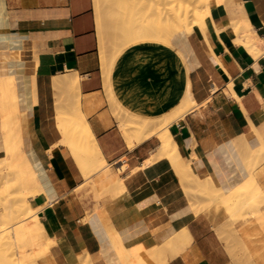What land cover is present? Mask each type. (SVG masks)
I'll return each mask as SVG.
<instances>
[{"label": "crops", "instance_id": "0c3cea01", "mask_svg": "<svg viewBox=\"0 0 264 264\" xmlns=\"http://www.w3.org/2000/svg\"><path fill=\"white\" fill-rule=\"evenodd\" d=\"M97 18L95 0H0V160L35 194L47 238L33 264L87 255L92 264H264V196L246 200L253 182L264 194V0H214L204 28L184 26L170 47L132 44L120 57L101 49ZM236 21L262 40L258 56L237 42ZM186 72L195 106L168 130L180 160L208 181L193 179L190 190L157 157V136L131 149L119 123L126 96L156 121L172 114ZM70 76L105 161L90 178L98 162H79L59 143L66 95L54 79Z\"/></svg>", "mask_w": 264, "mask_h": 264}, {"label": "bare ground", "instance_id": "6f19581e", "mask_svg": "<svg viewBox=\"0 0 264 264\" xmlns=\"http://www.w3.org/2000/svg\"><path fill=\"white\" fill-rule=\"evenodd\" d=\"M99 1L101 2V0H97L98 5H100ZM140 1H144L143 6L145 5V8L141 6L142 4L140 3ZM104 2V6H107V10L105 11L106 8L102 10L107 12V15L106 13L105 15L107 16L106 19L108 18V20L110 21H108V23H111L110 28L112 26L113 29L115 28V31L112 30V32L114 31L115 33L124 34L127 37V40L125 42L123 41L124 43L121 44L118 48V51L115 52L116 57H120L123 53L130 49L129 47H131L132 44L135 45L141 42H152L164 45L165 47H170L171 39L174 35L180 32L184 26H189L192 28L200 27L201 29L204 28L207 18L211 15L212 0H105ZM129 2H131L132 5L134 4L133 6L135 8H137L139 4H141L140 6L142 8L140 6L138 8L145 10V16L143 15L144 18H134L137 15H141L140 11V13L136 12L134 14L130 12L133 14V17L132 15H129L130 13L125 10L126 4H128ZM130 9L132 10V8ZM124 11H126V13L131 16L132 20L135 19V21L132 22L130 20V17L126 15ZM125 16L128 17L127 20L130 21L129 23H125L126 21H122ZM101 17L102 16H99L97 18V22L99 26L98 29H100V47L102 50H104V37H106L107 39V33H109L110 36V32L108 30L107 33L106 31H104L107 35L102 32L103 30H101V27L103 26H101V24L105 23L103 22L105 19H101ZM104 27L106 26L104 25ZM232 27L234 28V32H236L238 35L237 42L241 44L243 43V45L246 46L254 56H258L261 52L260 46L263 42L257 36L255 31L252 30L250 24L244 21H236L233 23ZM113 37L116 38L117 34H115V36ZM113 41L116 40L113 39ZM62 79L63 78H61L60 80L56 78L54 79L56 87L64 90V94L66 95L64 100L59 101L60 110L56 112L55 118L58 132L61 135V140L59 143L62 144L70 152L74 159L79 162H81L82 160L85 161L87 159L96 160L98 162V165L94 167V169H96L97 167L104 165L105 161L101 155L100 149L96 143L91 128L81 111L79 78L77 77L76 79H74L70 76L69 78H65L64 80ZM184 83L185 88L182 101H180L179 105L176 107V109H174V112L172 114H169L168 116L164 117V119L159 121L152 119L148 114L144 115L143 113L134 110L133 107H129L126 96L124 100L122 99V101L124 102V106L126 107L127 118L125 120L120 119V129L129 148L131 149L138 144H141L145 140H148V138L150 139L151 137L157 136L161 142V147L159 149L157 157H168V159L171 160L173 167L177 171V174L179 173V175L181 176V179L183 180L182 182H185L184 186L188 187L190 186L189 184L191 183L192 179H194L195 181L200 179L193 174L191 168L189 167V163H191L190 161H188V164H185L180 160L181 157L179 155L177 145L173 141L168 130V127L173 122L185 117L195 106V101L192 97L190 80L187 72L184 75ZM71 87L74 89V98L76 99V115L73 117H70L68 115L70 100V95L68 94V92ZM113 87V82L111 83L108 77V79L106 80V88L114 97ZM71 98H73L72 95ZM86 176L90 178V171L86 173ZM118 185H120L121 187L120 183H118ZM112 189L113 188H111V190ZM114 190H112V193H115L117 191ZM262 192L263 191H261V194H259L258 197L256 195H253L251 199L254 198L253 201H257L260 196H264V194L262 195ZM25 211L29 214L34 213L31 214V217H33V219L28 223L31 227L32 233L34 235L40 236V238H47V232L44 228V225L36 215V212L33 211L30 203L25 205ZM8 217L9 216L7 214L3 212L0 213V227L2 225L3 229L5 227H3V225L7 224L6 221L8 220ZM2 222L3 224H1Z\"/></svg>", "mask_w": 264, "mask_h": 264}, {"label": "rangeland", "instance_id": "374dc122", "mask_svg": "<svg viewBox=\"0 0 264 264\" xmlns=\"http://www.w3.org/2000/svg\"><path fill=\"white\" fill-rule=\"evenodd\" d=\"M104 1L105 0H101V2L99 1L100 5H98L97 0H95L96 12H97V17L102 16L101 19H105L104 21L103 20L102 21L107 23V24H105V23H102L100 21L102 23L101 26H103V27H101V30H103L102 32L106 31V33H107V30L110 32V36H109V33H107L108 34L107 35L104 32V34L107 35V39H106V37H104L106 53H107V55H109L111 53H113V55H114L115 52L118 51V48L120 47V45L123 44L127 40V37L124 34L115 33L114 32L115 28L113 29L112 25H111L112 27L110 28L111 23L109 24L108 18L106 19L107 12H105V11L107 10V6H104L105 5ZM213 1L214 0H212V2H211V8H212ZM224 1H226V0H224ZM140 3L142 5L139 4V6L140 5L143 6L144 1H140ZM101 4H103V5H101ZM133 5L131 4V2H129L128 4H126L125 10L129 13L132 12L133 14L140 11L141 13L140 12L139 13L142 16L137 15L134 18H139V17L144 18V16H145L144 11L145 10L141 9L142 8L141 6H140L141 8H138L139 6L137 8H135ZM130 8H132V10ZM143 8H145V5L143 6ZM102 9H105V11ZM133 9L135 12L133 11ZM126 11H124V12L126 15H128V13H126ZM105 13H106V15H105ZM132 13H130L129 15H132V17H133ZM99 14H102V15H99ZM103 15H105V16H103ZM125 17L122 21H126L125 23H129L130 21L127 20L128 17L127 16H125ZM129 17H130V20L132 22L135 21V19H133V20L131 19V16H129ZM104 25L106 27H104ZM112 30H114L113 31L114 35H113ZM115 34H117L116 38L113 37V36H115ZM108 37H111V38H108ZM113 39L116 41H113ZM141 43H145V42H141ZM137 44H140V43H137ZM72 78L76 79L77 76L72 77ZM68 94L70 95L68 115L70 117H73L76 115V110H75L76 109V101H75L76 99L74 98V89L72 87L69 89ZM71 95L73 98H71ZM119 103H120V106H119L120 107L119 123H120V119L125 120L127 117H126V107L124 106V102L122 100H120ZM59 110H60V108H59V103H58L57 111H59ZM120 125H121V123H120ZM261 159H263V158H261ZM97 165L90 168L89 171H90L91 175H93L94 173L99 171V169H101L105 164L94 169V167H96ZM197 184L200 187H203V186L207 187L208 181H202L200 179V180H197ZM189 185L190 186H188V187L190 190V189H192L191 188L192 181ZM246 192H247L246 200L248 201L249 204H253L254 202H256V201H253L254 198L251 199L253 195H256L258 197L259 194H261V190L259 189V187L257 186V184L255 182L252 183V186L247 188ZM34 195L35 194L33 192L25 190L23 188L21 178H20L18 171H9L4 166L3 161L0 160V213L3 212L9 216L7 218L8 220L6 221L7 224L3 225V227L5 226L4 229L2 228V225L0 227V264H33V259L38 260L43 255L42 252H36L34 249L37 248V246L42 243V239H44V238L43 237L40 238V236L34 235L32 233L31 227L28 224L29 221L31 222V220L33 219V217H31V214H34V213L29 214L25 211V205L29 204V199L31 197H34ZM238 197H239L238 192H234L232 194L225 195V198H226L225 203H226L228 209H231V207L235 203L238 202ZM217 202H218V204L224 203V200L220 198L219 200H217ZM195 208H196V206H195ZM196 209L200 210V208H196ZM1 224H3V222ZM39 238H40V240H39ZM23 242H24V245H27L30 248V250L35 251V253L34 254H26L25 252H23V250H24L22 248ZM52 244H53V242L49 241L47 245H52ZM154 256L155 257L160 256V252L157 254H154ZM88 258H89V256H87V258L81 259L79 264H92L90 258L89 259Z\"/></svg>", "mask_w": 264, "mask_h": 264}]
</instances>
